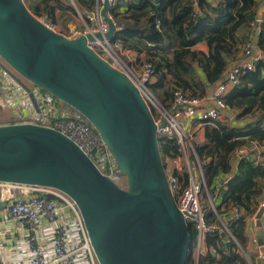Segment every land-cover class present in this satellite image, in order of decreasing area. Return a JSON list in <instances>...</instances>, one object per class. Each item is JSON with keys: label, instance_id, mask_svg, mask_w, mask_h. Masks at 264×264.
<instances>
[{"label": "water", "instance_id": "95a60500", "mask_svg": "<svg viewBox=\"0 0 264 264\" xmlns=\"http://www.w3.org/2000/svg\"><path fill=\"white\" fill-rule=\"evenodd\" d=\"M111 7L105 0L101 9L107 34L67 39L43 25L24 0H0V68L23 86L37 112L34 93L18 76L90 123L127 177V187L104 175L65 134L33 123L0 125V181L49 187L72 199L99 264H188L190 226L158 142L165 124L157 126L136 86L88 46L113 39ZM4 207L0 194V210ZM263 211L256 215L259 228Z\"/></svg>", "mask_w": 264, "mask_h": 264}, {"label": "trees", "instance_id": "16d2710c", "mask_svg": "<svg viewBox=\"0 0 264 264\" xmlns=\"http://www.w3.org/2000/svg\"><path fill=\"white\" fill-rule=\"evenodd\" d=\"M213 1L117 0L109 11L116 24L112 46L117 52H121L120 46L136 53L133 63L122 56L132 66H152L150 90L164 107L171 106L177 90L192 98H208L243 54L248 41L255 40V48L264 53V15L259 18L257 0ZM24 2L34 16L66 31L99 5V0ZM260 20V31L254 32ZM242 30L247 33L242 35ZM200 44H205L207 51L200 50ZM239 79L240 84L225 98L228 108L237 113L235 122L206 123L205 140H191V158L197 157L201 163L208 190L204 192V207L209 208L206 221L222 228L220 219L224 220L234 238L224 237L220 231L207 234L204 243L208 250L199 256L198 264H248L244 255L249 243L246 219L257 215L264 195V163L256 164L251 157L237 164L234 160L239 147L252 142L264 144V62L257 63L253 71L241 73ZM158 142L165 168L167 160L184 157L175 138L159 134ZM172 176L177 179V200L189 186V172L174 169ZM208 193L211 197L220 195L216 212L209 207ZM189 232L188 264H192L198 233L194 226Z\"/></svg>", "mask_w": 264, "mask_h": 264}, {"label": "built area", "instance_id": "2783aa9c", "mask_svg": "<svg viewBox=\"0 0 264 264\" xmlns=\"http://www.w3.org/2000/svg\"><path fill=\"white\" fill-rule=\"evenodd\" d=\"M116 1L110 0L111 5ZM104 2L105 0H99L94 12L87 15L86 19L81 17L86 23L82 28L71 25L67 31L60 30L45 18L38 20L51 31L67 39H77L90 34L105 35L109 32V25L101 16ZM263 15L264 5L262 17ZM261 23L262 20L258 24ZM88 46L113 68L123 73L136 86L148 106L156 111V115L152 114L157 126L165 124L163 128L158 129V134L175 138L180 144L187 160L190 180L189 186L176 201L186 222L197 230L195 260L192 264H198L207 234L220 231L234 238L224 220L220 219L222 228L215 224L209 225L206 221L209 212V208L204 207L203 202L204 192H208L206 180L197 157L194 170H198L199 177L190 165L187 148L189 145L190 148L193 147L184 123L205 125L221 121L225 112L229 110L225 102L226 96L240 84L241 73L253 71L257 63L264 62V53L255 48V40L248 41L243 47L244 60L232 65L223 81L212 90L209 98H192L177 90L174 93L173 103L167 108L150 90V85L154 81L151 65L137 68L125 62L122 54L117 52L111 41L107 39L88 41ZM0 70L2 78L5 79V84H0V105L8 106L11 96L5 87L13 83V78L2 68ZM2 82L3 79H0V83ZM30 89L36 97L40 112H37L29 94L24 90L19 96L23 95L25 98L26 95V103H23L26 114L20 118L16 116L8 123H33L60 131L74 141L104 175L117 183L121 172L113 154L94 127L68 112L66 105L63 114L55 113L60 101L33 85ZM248 157L253 158L256 164L264 163V144L252 142L239 147L234 153L235 164ZM168 178L174 193L177 179L172 175H168ZM0 194L5 205L4 209L0 210V264H97L82 216L76 204L67 195L49 187L2 181H0ZM49 196L56 199H51ZM219 196L216 194L211 197L208 193L209 207L215 212L217 208L215 201ZM261 209L264 210V204ZM211 252L213 255L216 254L215 249Z\"/></svg>", "mask_w": 264, "mask_h": 264}, {"label": "crops", "instance_id": "0c3cea01", "mask_svg": "<svg viewBox=\"0 0 264 264\" xmlns=\"http://www.w3.org/2000/svg\"><path fill=\"white\" fill-rule=\"evenodd\" d=\"M213 3L214 1L211 0ZM258 2V14H259V18L262 17V8L264 5V0H257ZM75 26H78L79 28H82L86 25L85 21L80 17L77 20V23L74 24ZM260 31L259 25L257 26V24L254 27V32ZM247 33V30H242L241 34L245 35ZM119 50H121L120 54H122V56H125L128 61L130 63H133L134 60L137 58V54L133 53L131 51H126V50H122V48L120 46H118ZM200 50L203 51H207V46L205 44H200L198 47ZM244 60V56L242 53H240L238 55V59L235 62L238 61H243ZM234 62V63H235ZM232 67V66H231ZM230 67V68H231ZM6 77V76H5ZM213 90V89H212ZM212 92V91H211ZM210 92V95H211ZM210 95L208 96V98L210 97ZM236 112L232 111V110H228L227 112H225L223 118L221 119V122H231L234 123L235 122V118H236ZM12 118L14 119L13 116H10V119L12 120ZM184 124H186V129L187 132L190 136V140H192V138L198 137L199 141H204V137H205V128H202L203 125L201 124H197V123H189V122H185ZM3 125V124H0ZM191 149V148H190ZM195 162V164L197 163L196 160H193ZM177 169V168H176ZM224 184V181L221 182V185ZM216 206H219L220 204V197L215 201ZM262 204H264V195L262 196L261 200H260V209L262 207ZM262 228H259L257 226V220H256V216L254 217H249L246 219V235L248 237V247H247V255L248 257L251 255L253 256V258L251 259L249 257L248 264H262L264 263V255L262 253V249L258 244V240H259V232H262V237L264 239V216L262 218ZM207 246L204 243L203 247H202V254L205 255L207 253ZM250 262V263H249Z\"/></svg>", "mask_w": 264, "mask_h": 264}, {"label": "rangeland", "instance_id": "374dc122", "mask_svg": "<svg viewBox=\"0 0 264 264\" xmlns=\"http://www.w3.org/2000/svg\"><path fill=\"white\" fill-rule=\"evenodd\" d=\"M0 77H1L0 79H3V82L0 84L1 85L5 84V79H4V77L2 78L1 70H0ZM18 78H20V80L26 86L31 88L32 85L29 82H26L24 79H22L19 76H18ZM12 80H13V83L9 87H5V89L7 90V92L11 96L12 102L10 101V104L8 106L0 105V123L10 122L11 121L10 116H13L14 118L17 116L18 118H20L21 116L23 117L26 114L25 107L23 106V103L24 102L26 103V95H25V98L23 97V95L19 96V94L24 91L23 86L20 83H18L15 79H12ZM0 93H1V89H0ZM55 100L59 101L56 98H55ZM62 111H65V104L60 101V103L57 104V111L55 113L63 114ZM151 111H152V113H154L156 115L155 110L151 109ZM55 113L53 115H55ZM202 128H204V125L202 126ZM187 150H188L187 155L190 159V165L194 170V168L196 167V164L193 161V159L191 158L190 145L187 148ZM176 168L178 170H181V171L183 169L184 170L188 169L187 160L185 157H181L180 159H177V160H167L165 169H166L168 175H172L173 170ZM194 172L196 173V176L199 177L198 170L196 169V170H194ZM119 174L120 175L118 177L117 183L121 187L126 188L127 187V177L122 173H119ZM203 202H204V204H205V202H207V200L205 199L204 196H203ZM244 255H245L246 259L248 260L249 259L248 255L246 253H244ZM97 264H98V262H97Z\"/></svg>", "mask_w": 264, "mask_h": 264}]
</instances>
